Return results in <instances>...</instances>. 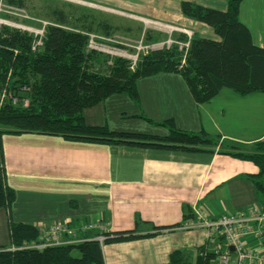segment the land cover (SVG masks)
Instances as JSON below:
<instances>
[{
    "label": "crops",
    "instance_id": "crops-1",
    "mask_svg": "<svg viewBox=\"0 0 264 264\" xmlns=\"http://www.w3.org/2000/svg\"><path fill=\"white\" fill-rule=\"evenodd\" d=\"M50 1L74 6L83 14L81 18L94 16L110 26L113 20L138 21L144 27L187 29L199 38L218 41L212 28L186 18L180 5L192 2L225 11L229 0ZM66 9L57 12L68 16ZM238 18L249 30L252 43L264 49V0H241ZM136 87L137 101L125 95L110 96L84 110L85 123L117 132L166 136L167 128L156 124L172 120L181 131L203 132L245 147L264 138L262 92L240 95L222 89L209 101L196 103L178 73L142 78ZM1 142L6 182L15 192L11 221L38 230L55 223L73 228L98 223L110 235L107 239L136 229L131 238L123 235L122 240L104 242L103 264H169L175 252L181 259L173 264H202L200 260L211 264L206 232L182 229L194 221V211L216 219L264 209L250 179L258 173L257 166L217 150L186 152L71 142L37 133L5 134ZM258 226L252 224L254 229ZM98 234L95 229L85 236ZM243 242L264 255V222L261 236L251 233ZM9 244L8 214L0 209V247L10 248Z\"/></svg>",
    "mask_w": 264,
    "mask_h": 264
},
{
    "label": "trees",
    "instance_id": "trees-1",
    "mask_svg": "<svg viewBox=\"0 0 264 264\" xmlns=\"http://www.w3.org/2000/svg\"><path fill=\"white\" fill-rule=\"evenodd\" d=\"M11 1L23 7L22 0ZM240 1L229 0L225 11L192 2L181 3V12L186 18L209 26L219 38L214 41L192 37L183 65L176 48H169L151 51L140 59L134 70L129 69L126 61L115 59L105 74L94 70L97 56L86 51L87 38L83 33L49 26L41 46L34 47V39L28 33L0 26V94L8 90L20 100L28 101L25 106L0 95V209L8 214L10 241V248L0 247V264H103L101 246L95 241L42 250L25 248L36 241L39 232L32 225L10 219L15 192L6 182L1 142L5 134L37 133L71 142L156 150H217L220 154L250 160L257 166L258 173L250 179L264 207V138L248 147L229 141L220 147L218 137L181 131L172 120L156 124L168 130L166 136H157L89 126L83 116L84 110L113 95H125L137 101V81L160 73L180 74L196 103L209 101L222 89L240 95L264 93V49L252 43L249 30L240 22ZM54 14L59 17V24H64L66 16L57 11ZM178 40L185 39L180 35ZM139 117L150 122L146 117ZM135 231L117 233L114 239L105 242L122 240L123 235L131 238ZM179 256L173 253L169 264L179 261Z\"/></svg>",
    "mask_w": 264,
    "mask_h": 264
},
{
    "label": "rangeland",
    "instance_id": "rangeland-1",
    "mask_svg": "<svg viewBox=\"0 0 264 264\" xmlns=\"http://www.w3.org/2000/svg\"><path fill=\"white\" fill-rule=\"evenodd\" d=\"M22 1L23 7L19 6L16 1L13 3L10 0H0V26L28 33L34 39L32 46L39 47L46 28L49 26H60L58 24L59 17L57 19L54 12L57 9L67 8L66 13L68 16H66L65 22L61 26L66 30L80 32L86 36V51L97 56L98 62L96 61L94 70L103 74L107 73L108 67L113 64L115 59L126 61L129 69L134 70L140 59L151 51L169 48H176L181 55V65H183L190 40L196 36L193 35L191 30L167 28L162 25L160 27L154 24L151 27H144L137 24L139 23L138 21L133 24V22L123 23L113 20L110 26L94 16L84 15L81 18L80 16L83 14L76 10L74 6L67 7L61 4L62 2H52L50 0ZM73 5L77 4L73 2ZM122 18L124 17L122 16ZM180 35L184 37V41L178 40ZM7 91L3 90L5 94L1 92L2 98L3 95H6L9 99H12L13 103L22 102L23 105H28V101L25 98L20 100L12 92ZM225 143V141L219 140L217 144L222 147ZM60 224L68 225V223ZM85 239H88L86 242H89L95 239V236L88 238L86 235ZM105 240L100 246L104 244Z\"/></svg>",
    "mask_w": 264,
    "mask_h": 264
},
{
    "label": "built area",
    "instance_id": "built-area-1",
    "mask_svg": "<svg viewBox=\"0 0 264 264\" xmlns=\"http://www.w3.org/2000/svg\"><path fill=\"white\" fill-rule=\"evenodd\" d=\"M194 217V221L186 222L182 229H203L206 232L207 249L213 257L211 264H264V255L249 249L243 242V237L251 233L261 236L264 211L255 210L249 214L240 211L211 219L195 210ZM252 224L259 226L254 229ZM91 229L99 231L92 241L100 245L110 236L106 234L105 227L98 223L85 224L78 228L55 223L49 228L39 229L36 241L25 248L42 250L51 246L84 243L88 241L85 233ZM232 254L234 258L231 257Z\"/></svg>",
    "mask_w": 264,
    "mask_h": 264
},
{
    "label": "water",
    "instance_id": "water-1",
    "mask_svg": "<svg viewBox=\"0 0 264 264\" xmlns=\"http://www.w3.org/2000/svg\"><path fill=\"white\" fill-rule=\"evenodd\" d=\"M230 251H233V248L232 247L230 248Z\"/></svg>",
    "mask_w": 264,
    "mask_h": 264
}]
</instances>
